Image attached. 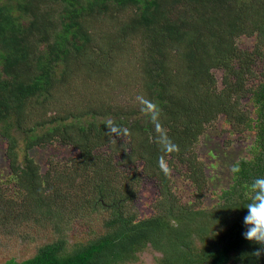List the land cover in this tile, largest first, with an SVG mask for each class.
I'll return each mask as SVG.
<instances>
[{
	"label": "trees",
	"instance_id": "1",
	"mask_svg": "<svg viewBox=\"0 0 264 264\" xmlns=\"http://www.w3.org/2000/svg\"><path fill=\"white\" fill-rule=\"evenodd\" d=\"M243 35L256 37L253 51L239 48ZM263 50L264 0H0V135L25 191L15 201L0 194V211L22 221L36 213L57 235L1 264H133L147 249L157 264H264L261 245L243 235L247 209L233 208L264 177V76L249 84ZM221 116L255 135V150L214 207L201 208L178 196L168 162L202 190L195 147ZM12 131L27 150L59 142L77 155L43 174L29 154L19 159ZM143 175L161 190L157 214L138 218ZM102 210L104 232L69 247L71 217Z\"/></svg>",
	"mask_w": 264,
	"mask_h": 264
},
{
	"label": "rangeland",
	"instance_id": "2",
	"mask_svg": "<svg viewBox=\"0 0 264 264\" xmlns=\"http://www.w3.org/2000/svg\"><path fill=\"white\" fill-rule=\"evenodd\" d=\"M24 15L25 18L22 19L23 23L26 24L25 22L28 21L26 18H29V14L24 13ZM237 43L240 49L253 51L257 40L256 37L243 35L239 37ZM255 59L254 75L256 76L252 77L253 82L250 81L249 84L261 81L264 76V53L259 59L256 57ZM221 74V71H216L219 81L222 78ZM241 104L246 110H251L254 107L249 95L243 97ZM142 116V114L139 115V117ZM0 130L4 132L2 129ZM12 133L17 138L19 159H22L24 153L29 154L40 166L43 174L51 169V161L53 165L63 164L77 155L75 150L63 146L59 142H52L45 147L37 146L27 150L26 141H23L19 136L20 134L13 131ZM122 142L126 143V139H122ZM254 144L255 135L249 131L234 132L225 117H219L207 128L195 147L198 158L204 164L206 175V184L202 190L195 191L191 184L187 183V168L183 164L178 160H169L170 176H172L178 196L185 202L194 201L197 203V207L213 208L219 200L218 197L233 183L235 163L241 159L250 158L255 150L253 148ZM8 147L9 142L0 135V194L5 197H13L15 201L20 200L19 197L22 191L19 184L16 185L15 180L12 178L7 152ZM117 158L119 157L117 156ZM139 167H141L140 164ZM134 168V165H130L126 173L133 172ZM139 183V193L133 206H131V210L134 209L138 218L154 216L158 212L157 200L160 196V184L144 175L140 178ZM24 192L23 190L22 193ZM18 210L22 211L20 208ZM12 214L13 216L18 214L15 208L12 209ZM35 215H32L34 218L31 220L22 221L17 215L11 220L5 212L0 211V264L9 259L25 260L33 257L39 247L56 239L57 235L48 220L46 223L45 220L37 217L38 214L35 213ZM108 217L109 212L107 210L91 215L86 211H80L78 216L71 217L65 233L70 241L69 247L76 241L85 240L92 237L93 234L103 233L105 230L103 221ZM65 220H68V218ZM158 257L157 252L147 249L141 253L139 260L133 264H157Z\"/></svg>",
	"mask_w": 264,
	"mask_h": 264
},
{
	"label": "clouds",
	"instance_id": "3",
	"mask_svg": "<svg viewBox=\"0 0 264 264\" xmlns=\"http://www.w3.org/2000/svg\"><path fill=\"white\" fill-rule=\"evenodd\" d=\"M234 168V171H237ZM254 191L253 198L243 206L234 209L246 208L247 212L243 218L245 231L244 237L261 245L256 254H264V177L257 178L251 185Z\"/></svg>",
	"mask_w": 264,
	"mask_h": 264
}]
</instances>
